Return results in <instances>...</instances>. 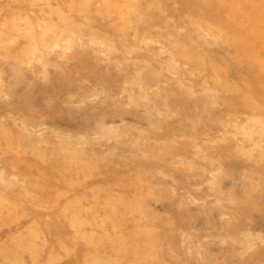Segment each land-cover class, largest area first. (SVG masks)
Segmentation results:
<instances>
[{
    "label": "rangeland",
    "instance_id": "1",
    "mask_svg": "<svg viewBox=\"0 0 264 264\" xmlns=\"http://www.w3.org/2000/svg\"><path fill=\"white\" fill-rule=\"evenodd\" d=\"M0 264H264V0H0Z\"/></svg>",
    "mask_w": 264,
    "mask_h": 264
}]
</instances>
